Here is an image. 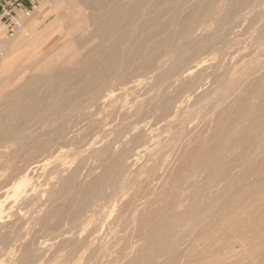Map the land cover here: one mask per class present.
<instances>
[{"label":"rangeland","instance_id":"1","mask_svg":"<svg viewBox=\"0 0 264 264\" xmlns=\"http://www.w3.org/2000/svg\"><path fill=\"white\" fill-rule=\"evenodd\" d=\"M57 1L36 0L39 25L25 37L19 32L31 19L15 34L0 20V70L16 67L0 76V118L36 99L28 112L46 118L1 143L0 247L7 252L0 264H264V0H62L58 15ZM117 15L121 25L110 27ZM118 33L126 38L123 56L92 64ZM109 60L102 84L114 97L98 101L96 88L79 89ZM88 64L82 83L58 76ZM198 145L202 151L190 156ZM61 181L64 189L47 202L49 184ZM84 186L96 193L91 200ZM60 209V224L48 223L44 216ZM159 209L162 216L143 228ZM15 231L11 245L6 236Z\"/></svg>","mask_w":264,"mask_h":264},{"label":"bare ground","instance_id":"2","mask_svg":"<svg viewBox=\"0 0 264 264\" xmlns=\"http://www.w3.org/2000/svg\"><path fill=\"white\" fill-rule=\"evenodd\" d=\"M71 1V0H70ZM73 1V0H72ZM76 1H78V0H76ZM75 1V2H76ZM106 1V0H105ZM114 1V0H113ZM54 2V1H53ZM52 2V3H53ZM65 3V2H64ZM78 2H76V4H77ZM111 3V2H110ZM54 4V6H55V3H53ZM66 4V3H65ZM62 5H64L63 4V1L62 0H59V1H57V3H56V7H55V12L57 13V15H58V13H60L59 11L63 8L62 7ZM96 6V5H95ZM97 7V6H96ZM79 8V7H78ZM98 8H100V7H98ZM74 10V9H73ZM132 10V9H131ZM111 11H113V10H111ZM38 12V11H37ZM71 12V11H70ZM65 13V12H64ZM72 13V12H71ZM189 14V13H188ZM94 15V14H93ZM81 16V15H80ZM96 16H97V14H96ZM110 16H111V14H110ZM66 17V16H65ZM127 18V17H126ZM62 19V18H61ZM88 19H89V17H88ZM98 19H99V17H98ZM119 17H118V15L117 16H113L112 18H111V21H110V27H114V24H116V23H118L119 22ZM75 22H76V20H74ZM86 21H88L87 19H86ZM91 21V20H90ZM90 21H89V23H90ZM70 22H71V20H70ZM70 22H68V24L70 25ZM39 23V21H38V19L37 18H32L30 21H29V24H28V26L26 27V29H21L20 30V32H19V36L20 37H25L27 34H29L30 32H32L35 28H37L38 27V24ZM59 23V18H57V21L54 23V25L55 24H58ZM81 23H82V21H81ZM81 23H79V24H81ZM88 23V22H87ZM98 23V22H97ZM65 24H67V23H65ZM78 24V25H79ZM96 24V23H95ZM95 24H94V26H95ZM119 24L121 25V22H119ZM138 24H142V23H138ZM68 25V26H69ZM83 25V24H82ZM88 25V24H87ZM104 25V24H103ZM53 26V25H52ZM74 26V25H73ZM84 26V25H83ZM89 26V28H94V26H92V27H90V24L88 25ZM97 26V25H96ZM70 27V26H69ZM119 27V26H118ZM68 28V27H67ZM77 28V27H76ZM76 28H74V29H76ZM81 28V27H80ZM88 28V27H87ZM96 28V27H95ZM106 28V27H105ZM73 29V30H74ZM78 29V28H77ZM115 29H116V26H115ZM144 29V28H143ZM95 30V29H94ZM67 31V30H66ZM71 31H72V29H71ZM76 31V30H75ZM103 31H106L105 29L103 30ZM117 32H123V31H117ZM125 32V31H124ZM79 33V32H78ZM81 33V32H80ZM79 33V34H80ZM85 33V32H84ZM92 33V32H91ZM101 33V32H100ZM106 33V32H105ZM104 33V34H105ZM72 34V33H71ZM78 34V35H79ZM104 34H102V36H104ZM69 35V34H68ZM73 35V34H72ZM71 35V36H72ZM77 35V36H78ZM116 35V34H115ZM119 35V33L117 34V36ZM76 36V35H75ZM82 36V33H81V35H80V37ZM107 36V35H106ZM86 37V36H85ZM94 37V36H93ZM114 37H116V36H114ZM70 38V37H69ZM77 38V37H76ZM103 39H104V37H102ZM108 38V37H107ZM131 38V37H130ZM153 38V37H152ZM63 39H65V36L63 37ZM67 39V38H66ZM71 39V38H70ZM69 39V40H70ZM79 39H81V38H79ZM110 39V38H109ZM109 39H107V40H109ZM114 39H116V38H114ZM125 34H120L119 36H118V39L115 41V40H113L111 43V45H109L108 46V48L106 49V51L105 52H101L100 51V53L97 55V57L95 58V61L92 63V64H99V61L101 60H104V59H106V58H113L114 59V63L116 62L117 63V61L121 58L120 56L122 55H120L119 56V54H118V50L120 49V48H123L124 46H125ZM128 39V38H127ZM72 40V39H71ZM97 40V39H96ZM95 40V41H96ZM105 40H106V38H105ZM61 41V40H60ZM76 41H78V40H76ZM95 41H93V42H95ZM97 41H99V40H97ZM101 42H103V40H100ZM99 41V42H100ZM109 41H111V39L109 40ZM109 41L108 42H106V44L107 43H109ZM115 41V42H114ZM127 41V40H126ZM134 41V40H133ZM165 41V40H164ZM69 42V44H68V46L70 45V42L72 43V41H68ZM75 42V41H74ZM81 42V41H80ZM114 42V43H113ZM158 43H160V42H158ZM157 43V44H158ZM163 43V42H162ZM161 43V45L162 46H159L158 45V47L159 48H157V51H158V49H160V47H163V44ZM58 44V43H57ZM76 44V43H75ZM89 44V43H88ZM90 44H92V42L90 43ZM94 44V43H93ZM92 44V45H93ZM102 44V43H101ZM110 44V43H109ZM139 45H140V43H138ZM138 44H137V46H138ZM156 44V45H157ZM77 45V44H76ZM95 45V44H94ZM93 45V46H94ZM108 45V44H107ZM106 45V46H107ZM142 45V44H141ZM140 45V46H141ZM164 45H165V43H164ZM57 46V45H56ZM55 46V47H56ZM67 45H66V47H68ZM92 46V47H93ZM97 46V45H96ZM96 46H95V48H96ZM127 46H128V44H127ZM140 46H138V48H142V47H140ZM155 46V45H154ZM65 47V48H66ZM88 47V46H87ZM91 47V48H92ZM54 48V47H53ZM76 48V47H75ZM56 49V48H55ZM62 49H63V47H62ZM62 49H60V50H62ZM66 49H69V50H71V48H66ZM105 49V48H104ZM104 49H103V51H104ZM125 49V48H124ZM137 49V48H136ZM153 49H155V47L153 48ZM156 50V49H155ZM62 51H64V49L62 50ZM72 51V50H71ZM71 51H70V54H71ZM82 52H84L83 50H81ZM99 51V50H98ZM138 51H140V50H138ZM137 51V52H138ZM156 51V52H157ZM57 52H59V51H57ZM73 52H75V51H73ZM81 52V53H82ZM97 52V51H96ZM122 52V51H121ZM135 52V51H134ZM134 52H132V53H134ZM154 52V51H153ZM163 51H161V53H162ZM64 53V52H63ZM66 53H69V51L68 52H66ZM93 53V52H92ZM140 53V52H139ZM159 53H160V51H159ZM158 53V54H159ZM45 54H47V53H45ZM79 54V56L81 55L80 53H78ZM78 54H76V56L75 55H73L74 57H79V56H77ZM83 54V53H82ZM85 54V53H84ZM154 54V53H153ZM153 54H151V56H153ZM158 54H155V56H157V59H158V57L161 55H159L158 56ZM49 55V54H48ZM54 56H55V54H53ZM90 55V54H89ZM88 55V56H89ZM140 55V54H139ZM150 55V54H149ZM148 55V56H149ZM11 55H9V57H10ZM37 56V55H36ZM35 56V57H36ZM61 56H64V54H61ZM123 56V55H122ZM134 56V55H133ZM154 56V57H155ZM41 57H43V56H41ZM51 57V56H50ZM74 57H70L71 59L72 58H74ZM90 57V56H89ZM135 57V56H134ZM139 57V56H138ZM147 57V56H146ZM145 57V58H146ZM150 57V56H149ZM153 57V59L155 60V58ZM56 58H57V56H56ZM56 58H55V60H56ZM60 58V57H59ZM87 58V57H86ZM94 58V57H93ZM111 58V59H112ZM148 58V57H147ZM145 59V61H147L148 59L149 60H151V61H153V59L151 58H148V59ZM49 59V58H48ZM62 60L64 59L63 57L61 58ZM76 59V58H75ZM89 59V58H88ZM87 59V60H88ZM113 59H112V61H113ZM156 59V60H157ZM41 60H43V59H41ZM40 60V61H41ZM46 60V59H45ZM62 60H60V61H62ZM70 59H68V61H69ZM125 60L126 59H124L123 61H122V63L123 62H125ZM128 60V59H127ZM64 61V60H63ZM65 61H67L66 59H65ZM85 61V60H84ZM91 61V60H90ZM110 61V60H109ZM151 61H148V62H145V64H148L149 62H151ZM46 62L47 61H45V65H47V64H49V63H47L46 64ZM51 62V61H50ZM72 62V61H71ZM92 62V61H91ZM107 62V61H106ZM127 62V61H126ZM11 63V62H10ZM52 63H53V59H52ZM51 63V64H52ZM66 63V62H65ZM79 63H81V62H79ZM86 63H88V62H86ZM128 63V62H127ZM41 64V63H40ZM43 64V65H44ZM64 64V63H63ZM92 64H88V66H85V67H82L81 69H80V72L79 73H74V72H72L71 71V69H73V68H71L70 70H67V66L66 67H64L65 69H66V71L65 72H63V73H61V74H59L58 76H62L63 78H67V77H71V76H73L74 77V80H75V77L76 78H78L79 80L81 79H83L84 77H86L85 76V74H86V72L88 73V70L90 69V68H93L91 65ZM129 64V63H128ZM151 64H153V62L151 63ZM50 65V64H49ZM61 66H62V63L60 64ZM68 65V64H67ZM85 65V64H84ZM126 65V64H125ZM150 65V64H149ZM72 66V65H71ZM112 66H113V62H111L110 61V64L109 65H107V66H105V67H101V68H99V71L96 73V74H94V76H92V78L91 77H89V78H91L90 79V82H88V86L86 85L85 87H82V88H80L79 90L80 91H82V92H85V90H87V89H89V90H91V87H94V89H93V91L95 90V88H96V90L98 91L97 92V97H98V101L99 100H105L107 97H109V99H111V98H113L114 96H113V94L115 93L114 91H110L108 94L106 93H104L105 91H106V88L107 87H105L103 84H102V80L104 79V78H107L109 75H110V73H112ZM115 66V65H114ZM121 66H123V68H124V64H122ZM1 67V66H0ZM18 67V66H17ZM127 67H128V65H127ZM126 66H125V68H127ZM146 67H147V65H146ZM16 68V67H15ZM15 68H11L10 70H6V71H1L0 70V76H4V75H8L9 73L11 74V73H13V71H15ZM62 68V67H61ZM117 68V67H116ZM143 68H144V66H141V67H139V69L137 70V71H143ZM27 69V68H26ZM39 70L41 69V67L40 68H38ZM58 69V68H57ZM120 69H122V68H120ZM119 69V70H120ZM49 70H51V69H49ZM63 70V69H62ZM78 70V69H77ZM35 71H37V70H35ZM90 71H91V69H90ZM120 71H123V70H120ZM120 71H118L119 73H120ZM41 72V71H40ZM93 72V71H92ZM45 73H47V71L45 72ZM122 73V72H121ZM38 74H40V73H38ZM41 74H42V72H41ZM44 74V73H43ZM93 74V73H92ZM21 75V74H20ZM19 74H18V77L20 76ZM47 76H49L48 74H46V77ZM87 76H88V74H87ZM91 76V75H90ZM136 76V75H135ZM135 76H134V78H135ZM115 77V76H114ZM117 77V76H116ZM116 77H115V79L114 80H116ZM45 78V77H44ZM87 78V77H86ZM110 78V77H109ZM113 78V77H112ZM120 78V81H121V86L122 87H126L128 84H129V78L127 77V75L125 74V73H123L122 75H121V77H119ZM108 79V78H107ZM81 80H80V82H81ZM85 80V79H84ZM84 80H83V82H84ZM106 80V79H105ZM104 80V81H105ZM45 81V80H44ZM87 81V80H86ZM112 81V80H111ZM110 80H109V82H111ZM119 81V80H118ZM119 81V82H120ZM25 83V82H24ZM45 83V82H44ZM43 83V84H44ZM68 83V82H67ZM74 83V82H73ZM82 83V82H81ZM104 83V82H103ZM138 83V82H137ZM140 83V82H139ZM138 83V84H139ZM142 83V82H141ZM140 83V84H141ZM175 83V82H174ZM75 84V83H74ZM73 84V85H74ZM86 84V83H85ZM84 84V85H85ZM104 84H106V83H104ZM114 84V83H113ZM137 84V85H138ZM22 85V84H21ZM115 85V84H114ZM118 85H119V83H118ZM136 85V86H137ZM67 86V85H66ZM80 86V85H79ZM110 86H112V85H110ZM109 85H108V89H107V91L109 90V87H110ZM116 86V85H115ZM138 86H140V85H138ZM138 86H137V88H138ZM22 87V86H21ZM56 87V86H55ZM114 87V86H113ZM121 87V88H122ZM25 88V87H24ZM116 88V87H115ZM120 88V89H121ZM137 88H134V89H137ZM58 90V89H57ZM63 90V89H62ZM73 90V89H72ZM65 91V90H64ZM66 91H67V89H66ZM117 91V90H116ZM19 92H20V90H19ZM55 92V91H54ZM69 89H68V95H69ZM73 92V91H72ZM77 92V91H76ZM96 92V91H95ZM95 92H93V93H95ZM124 92H126L125 90H124ZM128 92H129V90H128ZM13 93V92H12ZM15 93V92H14ZM13 93V94H14ZM66 93V92H65ZM92 93V92H91ZM127 93V92H126ZM19 94V93H18ZM61 94V93H60ZM64 94V93H63ZM73 94H75V93H73ZM73 94H71V95H73ZM105 94V95H104ZM133 94V93H132ZM8 95V94H7ZM15 95V94H14ZM17 95V94H16ZM76 95V97H77V94H75ZM67 96V95H66ZM90 97L92 96V95H89ZM89 96H87L88 98H89ZM153 96V95H152ZM94 97V96H93ZM13 98V97H12ZM45 98V97H44ZM83 98V97H82ZM75 99V98H74ZM73 99V100H74ZM81 99V98H80ZM95 99V98H94ZM62 100V99H61ZM89 100H90V98H89ZM92 100H93V98H92ZM9 101V100H8ZM18 101V100H17ZM38 100L36 99L35 100V103L33 104V106H19V105H17V106H19V108L17 109V111H14V112H11V113H7V114H5V115H2L1 116V118H0V150H1V143H3V146L6 144H4V142H2L3 140H7V138H14L15 136H17V135H19L20 133H22L23 131H24V126L25 125H30L31 123H34L35 121L37 122L38 120H45L46 118H45V116L43 117H41V115H31L28 111H29V109H30V107H35V108H37V102ZM78 101V100H77ZM80 101V100H79ZM81 101H83V100H81ZM80 101V102H81ZM14 102V101H13ZM61 102V101H60ZM70 102V101H69ZM89 102V101H88ZM18 103V102H17ZM20 103V102H19ZM72 103V102H71ZM78 103V102H77ZM82 103V102H81ZM144 103H145V101H144ZM8 103H6L5 105H7ZM13 104V103H12ZM23 104H24V102H23ZM73 104H75V103H73ZM72 104V105H73ZM79 104V103H78ZM85 104V103H84ZM143 104V103H142ZM141 104V105H142ZM1 105V104H0ZM15 105H16V103H15ZM48 105V104H47ZM64 105V104H63ZM83 105V104H82ZM86 105V104H85ZM87 105H89V104H87ZM55 106V105H54ZM61 106V105H60ZM66 106H67V104H66ZM76 106V105H75ZM78 106V105H77ZM80 106V105H79ZM84 106V105H83ZM95 106V105H94ZM143 106H144V104H143ZM90 107V106H89ZM93 107V106H92ZM39 108V107H38ZM52 108V107H51ZM82 108V107H81ZM15 109V108H14ZM13 109V110H14ZM64 109H65V107H64ZM67 109V108H66ZM77 109H79V108H77ZM44 110V109H43ZM52 111H53V109H51ZM36 111V110H35ZM49 111V110H48ZM32 112V111H31ZM60 114V113H59ZM48 115V114H47ZM241 116V115H240ZM9 119V120H8ZM64 119V118H63ZM63 122H64V120H62ZM5 122H8V128L6 129V130H3L1 127V125H4V123ZM58 122V121H57ZM67 122V121H66ZM92 122V121H91ZM41 123H42V121H41ZM53 123V122H52ZM52 123L50 124V125H48V126H51L52 125ZM59 123V122H58ZM234 123V122H233ZM65 124V123H64ZM91 124H93V123H91ZM39 126H40V124H38ZM37 126V125H36ZM46 127V126H45ZM64 131V127H63V125H60V126H58V128H56L55 130H53V132L51 133V135L53 136V137H58L59 135H61L62 134V132ZM28 132H29V130H28ZM24 138V137H23ZM27 138H30L29 136H25V140L26 141H28V142H31V141H33L34 139L33 138H31V139H27ZM52 138V137H51ZM14 139H16V138H14ZM18 140V139H17ZM21 141V140H20ZM19 141V142H20ZM8 142V141H7ZM13 143V142H12ZM8 144V143H7ZM11 144V143H10ZM16 145V144H15ZM215 145V144H214ZM7 146V145H6ZM5 146V147H6ZM10 146V145H9ZM9 146H8V148H9ZM12 146H14V145H12ZM26 147H29V148H32L33 150H35L36 149V147L34 146V144H32V145H28V146H26ZM202 145H198L195 149V151H192V153H191V155L190 156H196L197 154H199L201 151H202ZM11 149H9L10 151L12 150V147H10ZM14 148V147H13ZM28 148V149H29ZM38 148V147H37ZM161 148V147H160ZM159 148V149H160ZM212 148V147H211ZM240 148V147H239ZM4 148H2V150H3ZM7 149V148H6ZM12 152V151H11ZM190 152L191 151H189V153H188V155L190 154ZM8 153V152H7ZM26 153V152H25ZM209 153V152H208ZM2 153H0V155H1ZM9 154V153H8ZM11 154V153H10ZM28 154H29V152H28ZM15 155V154H14ZM29 155H31V154H29ZM28 155V156H29ZM117 155V154H116ZM4 156V155H3ZM6 156V155H5ZM16 156V155H15ZM189 156V157H190ZM115 157V156H114ZM1 159H2V156L0 157ZM126 158V157H125ZM9 159V158H8ZM30 159V158H29ZM190 159V158H189ZM188 159V160H189ZM27 160V159H26ZM126 161H127V159H125ZM129 160V159H128ZM193 160V159H192ZM10 161H11V159H10ZM113 161H115L114 159H113ZM194 161V160H193ZM188 164L187 163H185V164H183L181 167H180V169H178V171L175 173V175H176V178H177V176H180L181 175V172H183V171H185V170H187V166ZM171 168V167H170ZM169 169V168H168ZM117 170H118V168L116 167V169H114L113 171H112V174H115V173H117ZM184 177V176H183ZM179 178V177H178ZM64 183H65V181H61V182H59V186L57 187V184H58V182H56V183H51V184H49L50 185V190L49 191H47L46 193L48 194V200H47V202H49V203H53V202H55V197H56V192L59 190V191H62L63 189H64ZM101 182H100V180L99 179H96L91 185H98V184H100ZM104 184H105V182H104ZM1 185V184H0ZM103 186H105V185H103ZM88 187H90V186H84L83 188H82V191H81V194H84L83 196H85V198L87 197V198H89L88 200H91L90 199V197H92L94 194H96V193H92L91 192V188H88ZM1 189V188H0ZM95 189V188H94ZM42 196V195H41ZM82 197V196H81ZM2 200V199H1ZM87 200V201H88ZM83 201V200H82ZM71 202V201H70ZM2 204V203H1ZM0 204V205H1ZM38 204V203H37ZM38 206V205H37ZM43 206H45V204H43ZM86 206V205H85ZM47 208V207H46ZM87 208V207H86ZM62 209V208H61ZM57 210L56 211V213H51V214H47L46 216H44V218L46 219V221L48 222V223H53V224H55V226H58L59 224H60V221L62 220V217H63V213L62 212H65L66 210H64V211H62V210ZM34 210V209H33ZM86 210V209H85ZM1 212H3L2 210H0ZM162 210H156L152 215H150V216H148L146 219H143L142 221H141V223H142V226H143V228H144V225H146V224H150L153 220H156V217H158V216H162V215H159L160 214V212H161ZM0 212V213H1ZM44 212V210L43 209H41V208H39L38 209V211H36L35 213H37V214H42ZM11 213V212H10ZM15 214V213H14ZM137 214V213H136ZM8 215V214H7ZM6 215V216H7ZM16 215V214H15ZM99 216H101V215H99ZM137 216V215H136ZM164 216V215H163ZM5 217V216H4ZM3 217V218H4ZM39 217V216H38ZM135 217V216H134ZM133 217V218H134ZM234 217V216H233ZM17 218V217H16ZM19 218V217H18ZM35 218V217H34ZM165 218V217H164ZM163 218V219H164ZM33 219V218H32ZM167 219V218H166ZM220 219V218H219ZM235 219V218H234ZM239 219V218H238ZM238 219H236V220H238ZM240 219H242V218H240ZM19 220H22V219H20L19 218ZM236 220H234V222L236 223ZM23 221V220H22ZM25 221V220H24ZM40 221V220H39ZM95 221V220H94ZM162 221V220H161ZM166 221V220H165ZM217 221V220H216ZM238 221H240V220H238ZM16 222V221H15ZM21 222V221H20ZM232 222V221H231ZM135 223V225L137 224L138 225V223H139V220H138V217H137V219H136V217L134 218V220H133V224ZM1 224V223H0ZM19 224V223H18ZM23 224V223H22ZM24 224H26L25 222H24ZM231 224H233V222L231 223ZM12 225L14 226L15 224L14 223H12ZM137 225H136V227H137ZM204 225V224H203ZM227 225V224H226ZM226 225H224L223 227H225ZM238 225V224H237ZM230 226V225H229ZM228 226V227H229ZM233 226V225H232ZM208 227V226H207ZM227 227V228H228ZM231 227V226H230ZM4 229H6V227L5 226H1L0 227V234H1V237L3 236H5L6 235V233L4 234L3 233V230ZM14 229H15V227H14ZM224 229V228H223ZM228 230H229V228H228ZM227 230V231H228ZM135 231V230H134ZM17 231H15V232H12V233H9L6 237V242H9V241H11L10 243H11V245H12V243L13 242H17V240H18V236H16V235H18L17 233H16ZM145 232V231H144ZM221 232V231H220ZM232 232V231H231ZM132 233H134V232H132ZM215 233V232H214ZM216 234V233H215ZM214 234V235H215ZM219 234V233H218ZM223 234H225L224 233V231H223V233H221L220 234V236L221 235H223ZM62 235V234H61ZM60 234H59V236H57L56 238H59L60 236H61ZM143 235H144V233H143ZM156 235V232H151V238H154V237H156L155 236ZM213 235V236H214ZM134 236V235H133ZM219 236V237H220ZM0 237V238H1ZM131 237V236H130ZM143 237V236H142ZM217 237H218V235H217ZM216 236H215V239L217 238ZM237 237V236H236ZM210 238H212V237H210ZM214 238V237H213ZM222 238V237H221ZM141 239V238H140ZM215 239H213V240H215ZM224 239V238H223ZM212 240V241H213ZM4 241V240H3ZM22 241V240H21ZM73 241V240H72ZM226 244V243H225ZM30 245V244H29ZM32 248H35V247H32ZM11 249H14V246L13 247H11ZM15 249H17L16 247H15ZM24 250V249H23ZM26 250V252L29 250V248H28V246H27V248L25 249ZM33 250V249H32ZM38 250V249H37ZM3 251L6 253L7 252V248H5V247H0V252L1 253H3ZM40 251V250H39ZM63 255V254H62ZM31 257V256H30ZM37 257V256H36ZM56 259V258H55ZM58 259V258H57ZM30 261H32V259L30 258L29 259ZM34 261V260H33ZM53 261V260H52ZM25 263V262H24ZM13 264H20V263H18V261L17 262H15V263H13Z\"/></svg>","mask_w":264,"mask_h":264},{"label":"built area","instance_id":"3","mask_svg":"<svg viewBox=\"0 0 264 264\" xmlns=\"http://www.w3.org/2000/svg\"><path fill=\"white\" fill-rule=\"evenodd\" d=\"M36 9V0H0V20L15 34L25 21L33 18Z\"/></svg>","mask_w":264,"mask_h":264}]
</instances>
